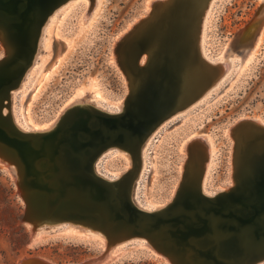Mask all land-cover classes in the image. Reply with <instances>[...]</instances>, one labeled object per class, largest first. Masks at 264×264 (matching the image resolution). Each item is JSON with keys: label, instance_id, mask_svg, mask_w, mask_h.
<instances>
[{"label": "water", "instance_id": "obj_1", "mask_svg": "<svg viewBox=\"0 0 264 264\" xmlns=\"http://www.w3.org/2000/svg\"><path fill=\"white\" fill-rule=\"evenodd\" d=\"M70 1L0 0L5 50L0 58V163L14 177L24 202L22 221L32 235L40 227L69 225L99 235L104 249L76 264H103L112 250L130 242L145 243L169 264L263 261L264 123L257 119L241 118L230 128L233 184L228 188L203 191L204 154L193 161L190 149L168 203L147 210L133 198L147 135L199 90L194 78L186 79L193 73L190 62L200 67V79L221 67L219 61L206 62L199 51L209 0L154 1L119 39L114 53L129 87L121 110L75 103L47 129H23L15 122L9 110L12 94L36 60L45 24ZM191 144H201L204 151L201 139ZM112 146L128 151L131 159L132 167L119 178L96 170L97 159ZM20 264L57 263L32 256Z\"/></svg>", "mask_w": 264, "mask_h": 264}, {"label": "rangeland", "instance_id": "obj_2", "mask_svg": "<svg viewBox=\"0 0 264 264\" xmlns=\"http://www.w3.org/2000/svg\"><path fill=\"white\" fill-rule=\"evenodd\" d=\"M154 1L73 0L61 7L54 21L46 23L36 64L11 101L9 110L18 123L41 129L68 106L84 100L120 110L129 87L114 49ZM260 11L264 14V0H214L199 51L209 62L221 63L227 55L232 66L207 95L154 129L143 147L139 168V199L144 206L172 199L190 149L193 161H201L204 154V176L208 168L204 192L216 193L233 184L230 128L241 118L264 123V17ZM4 54L0 41V58ZM197 138L204 142V151L201 144H191ZM111 148L98 158V169L111 176L130 169L128 151ZM192 168L197 171L196 166ZM23 213L14 177L0 163V264H20L32 256L76 264L104 249L99 235L73 225L40 227L32 235L30 225L22 221ZM142 259L169 264L140 242L112 250L103 264H135Z\"/></svg>", "mask_w": 264, "mask_h": 264}, {"label": "bare ground", "instance_id": "obj_3", "mask_svg": "<svg viewBox=\"0 0 264 264\" xmlns=\"http://www.w3.org/2000/svg\"><path fill=\"white\" fill-rule=\"evenodd\" d=\"M213 2H214V0H209V2H208V4L206 5V8H205V11H204V15H203V18H202V20H201V23H200V32H199V37H198V42L199 43H201L203 40H204V33H205V26H206V22H207V18H208V15H209V13H210V10H211V7H212V4H213ZM72 3V2H71ZM60 11V9L58 10V11H56L50 18H49V20H48V22L49 23H52L53 21H54V19L56 18V16H57V14H58V12ZM263 11V10H262ZM262 11H260L261 12V18L262 17H264V14L262 13ZM47 22V23H48ZM46 25V24H45ZM45 27V26H44ZM45 29V28H44ZM43 29V30H44ZM44 36V33H43V31H42V34H41V38H40V41H41V39H42V37ZM42 42V41H41ZM199 47L201 48V44L199 45ZM203 53V52H202ZM201 54V53H200ZM204 54V53H203ZM252 54V53H251ZM226 55V54H225ZM202 56V55H201ZM203 58H204V60L206 61V62H209L207 59L208 58H206V57H204V56H202ZM223 61H221V67L219 68V70H218V73H216V72H213L214 73V75H212V76H210V75H206L203 79H200V73H201V70H200V67L196 64V63H194V62H190V64H191V71H193V73L192 72H188L187 73V75H186V79H187V81H191V80H189L191 77L192 78H194V80H192L191 82H193V81H195V82H198V91L196 92H193L191 95H189V98H188V100H187V102L186 101H183V102H181V106L180 107H178L177 109H175L174 111H173V113L172 114H175L176 112H178V111H180L182 108H184L185 106H187L188 104H190V103H193L197 98L199 99V97H203L204 95H207L208 94V92L210 91V87H213V86H215V84H218L219 82H220V80L223 78V76L227 73V70L229 69L230 70V68H231V66H232V64H231V61L227 58V55L222 59ZM209 63H211V62H209ZM36 64V60L34 61V63H33V65L32 66H34ZM193 74V76H191ZM28 77V73H27V75H26V77H25V79H24V81L26 80V78ZM222 77V78H221ZM196 79V80H195ZM24 81L22 82V84L20 85V87H22V85H24ZM212 89V88H211ZM14 94H15V92H14ZM14 94H12V98H11V100H13V96H14ZM197 99V100H198ZM80 102V101H79ZM84 104L85 105H91V106H95V107H97V108H100V109H102V110H105V111H109V112H116V111H119L118 109H112V110H108L109 108L108 107H105V109H104V105H100V104H96L95 102H93V101H89L88 103H85V100H84ZM10 105H11V103H10ZM10 105H9V107H10ZM123 106V105H122ZM118 108H120V105H118ZM122 108H120V110H121ZM11 115H12V117L14 118V120H15V122L20 126V127H22L23 129H38V128H33V127H26L25 125H21V124H19L18 123V121H17V119L15 118V113H14V111H13V114L11 113ZM260 121V120H259ZM261 122V121H260ZM55 123V121L53 122V123H50V124H48V125H46L45 127H43V128H41V129H47V128H50L53 124ZM159 128V127H158ZM156 130V129H155ZM156 132V131H155ZM154 132V133H155ZM153 132L152 133H149V135H147V140H146V144H144V145H147L148 143H149V141H150V139H151V137L153 136V134H154ZM203 138V137H202ZM205 140H207V138H205ZM204 140V141H205ZM206 142V141H205ZM144 145H142L141 146V149H140V152H141V154H140V165H139V167H138V171H137V174H136V176H135V180L133 181L134 182V184H133V198L135 199V202L137 203V205H139V206H141V207H143V208H145V209H147V210H150V209H156V208H159V207H161L162 205H157V204H153V203H149V204H147V206H144L145 205V203L143 204L142 203V201L139 199L140 198V195H139V189H140V170H139V168L142 166V153H143V147H144ZM143 150V151H142ZM99 163H100V160L99 159H97V161H96V170H97V173H99V174H101L102 176H104V177H107V178H109V177H112V176H109L107 173H103V172H100V170L98 169V167H97V165H99ZM143 163H144V161H143ZM130 164H131V162H130ZM207 164V163H206ZM132 165V164H131ZM209 165V164H208ZM206 166V165H205ZM132 167V166H131ZM130 167V168H131ZM209 167V166H208ZM205 169V168H204ZM143 171V170H142ZM126 171H122V172H116V173H114V177L115 178H119V177H121V175L122 174H124ZM191 172H193V171H191ZM143 173V172H142ZM196 173H197V171L196 172H194V175H196ZM207 174H208V168H207V170H206V173H205V176H203V180H202V187H203V190L204 191H206L207 189H206V177H207ZM138 179V180H137ZM206 193H208V192H206ZM142 204V205H141ZM86 233V232H85ZM87 234V233H86ZM93 235V234H92Z\"/></svg>", "mask_w": 264, "mask_h": 264}, {"label": "trees", "instance_id": "obj_4", "mask_svg": "<svg viewBox=\"0 0 264 264\" xmlns=\"http://www.w3.org/2000/svg\"><path fill=\"white\" fill-rule=\"evenodd\" d=\"M135 264H156L154 261L150 259H142L137 262H134Z\"/></svg>", "mask_w": 264, "mask_h": 264}]
</instances>
